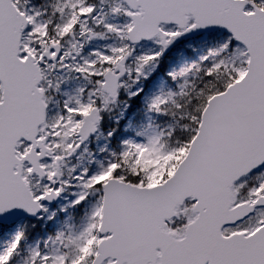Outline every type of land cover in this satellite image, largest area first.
<instances>
[{"label":"snow or ice","instance_id":"snow-or-ice-1","mask_svg":"<svg viewBox=\"0 0 264 264\" xmlns=\"http://www.w3.org/2000/svg\"><path fill=\"white\" fill-rule=\"evenodd\" d=\"M0 264H264V0H0Z\"/></svg>","mask_w":264,"mask_h":264}]
</instances>
